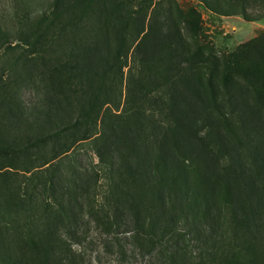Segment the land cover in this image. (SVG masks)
Wrapping results in <instances>:
<instances>
[{
    "label": "rangeland",
    "instance_id": "rangeland-1",
    "mask_svg": "<svg viewBox=\"0 0 264 264\" xmlns=\"http://www.w3.org/2000/svg\"><path fill=\"white\" fill-rule=\"evenodd\" d=\"M257 1L215 0L231 12L224 15L200 0H0V146L52 136L86 111L92 123L71 131L73 147L54 174L66 181L72 171L95 169L103 191L114 181L105 174L109 156L125 165L121 155L130 152L115 136L143 127L147 140L154 138L140 155L151 148L163 156L177 183L219 210L214 264H264V219L248 221L229 196L240 188L238 160L250 162L240 157L241 145L249 155L264 153V112L262 118L255 112L263 102L254 99L253 65L241 56L264 34L263 9L252 7ZM244 10L256 19L244 18ZM25 39L36 45L26 49ZM233 56L239 70L226 74L218 65ZM47 98L59 99L67 113L46 117ZM172 159L184 161L182 177ZM8 162L0 157V174ZM6 175L0 176V264H11L10 241L22 243L11 228L25 216ZM18 255L28 252L20 247Z\"/></svg>",
    "mask_w": 264,
    "mask_h": 264
},
{
    "label": "trees",
    "instance_id": "trees-1",
    "mask_svg": "<svg viewBox=\"0 0 264 264\" xmlns=\"http://www.w3.org/2000/svg\"><path fill=\"white\" fill-rule=\"evenodd\" d=\"M200 1L216 13H231L218 7L215 0ZM252 7L263 9L264 15V0H258ZM241 15L248 20L256 19L245 10ZM188 17L195 20L190 14ZM22 43L26 49L36 45L28 39L22 40ZM245 48L246 52L241 56L253 65V81L250 84L256 92L254 99L257 103L260 100L263 102L262 108L259 104L255 108V112L262 118L264 34ZM249 54L258 58L256 63H253ZM235 58L225 57L218 66L226 74L232 70L238 71L239 65ZM44 107L46 117L56 115L59 110L67 113L66 107L56 98H47ZM82 116L84 119L79 122L76 120L56 128L52 136L27 137L9 146H0V157L10 161L4 166L7 171L0 176L12 175V181L16 184L10 192L16 196L15 205L21 203L25 212L22 220L24 224L12 225V233H16L18 238L22 237V243L12 244L10 241L14 253L9 250L11 255L8 262L214 264L217 256L215 249L220 238L218 234L220 236L221 231L219 210L197 190L186 186V183L181 184L179 179L177 183L178 176L172 175L169 162L163 156L153 153L151 148L143 156L140 155V150L154 138L150 135L147 140L143 127L136 131L125 128L120 137L115 136L126 143L130 152L127 156L121 155L125 165H117L118 159L113 154L109 156V170L105 174L114 181L103 191L99 185L102 176L95 169L80 174L72 171V176H68L66 181L63 175L59 180L55 178L54 173L61 167L62 158L73 147L75 136L71 131L91 120L86 111ZM60 125L63 123L60 122ZM17 143L18 146H15ZM47 145L53 149L49 154L46 151ZM241 147L245 154L240 157L249 158L250 162L247 164L244 160H238L240 166L233 172L239 178L240 188L235 194L231 192L229 195L233 198L230 205L232 203L231 206L248 221L256 222V215L260 214L264 219V153L249 155L248 146ZM21 157L23 160L19 161ZM172 161L178 168L177 174L182 177L184 161ZM45 165L49 169L44 170ZM25 174H29V177ZM19 190L27 195L26 201L19 196ZM1 243L5 245L4 239ZM20 247L27 250L26 257L18 255Z\"/></svg>",
    "mask_w": 264,
    "mask_h": 264
}]
</instances>
